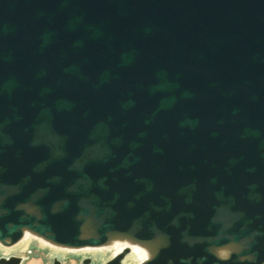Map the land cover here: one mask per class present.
I'll return each mask as SVG.
<instances>
[{"label":"water","instance_id":"obj_1","mask_svg":"<svg viewBox=\"0 0 264 264\" xmlns=\"http://www.w3.org/2000/svg\"><path fill=\"white\" fill-rule=\"evenodd\" d=\"M24 227L263 264L264 0H0V244Z\"/></svg>","mask_w":264,"mask_h":264},{"label":"rangeland","instance_id":"obj_2","mask_svg":"<svg viewBox=\"0 0 264 264\" xmlns=\"http://www.w3.org/2000/svg\"><path fill=\"white\" fill-rule=\"evenodd\" d=\"M123 246L129 245L124 241H116ZM130 246V245H129ZM25 247V248H24ZM116 251L112 245H96L82 247H68L56 245L40 235L21 237L11 245L0 244V255L17 254L22 256L21 264H50L54 258H59L61 264H101ZM141 256L131 249L123 258L125 264L142 261L148 255L140 248ZM85 257H90L88 263H83Z\"/></svg>","mask_w":264,"mask_h":264},{"label":"bare ground","instance_id":"obj_3","mask_svg":"<svg viewBox=\"0 0 264 264\" xmlns=\"http://www.w3.org/2000/svg\"><path fill=\"white\" fill-rule=\"evenodd\" d=\"M83 233L84 234H88L89 233V229L84 226L83 227ZM30 235H37L34 231L24 227L23 228V238H27ZM124 241L126 244H129L131 249H134L139 256L142 255V253L140 252V248H143L145 253L147 255H150L154 252L155 250V244L152 242H143V241H138L135 240L134 238L127 236V235H121V234H110L108 239L106 240V242H104L101 245H112L115 251L120 250L123 247L122 243H117L116 241ZM25 248V247H24ZM237 246L236 245H232V244H228V245H224L221 247L216 248V252L219 255L225 256L228 255V253L232 250V249H236ZM264 264V263H263Z\"/></svg>","mask_w":264,"mask_h":264}]
</instances>
